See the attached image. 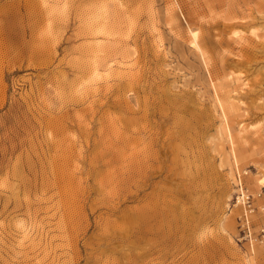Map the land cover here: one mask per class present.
<instances>
[{
    "label": "rangeland",
    "instance_id": "obj_1",
    "mask_svg": "<svg viewBox=\"0 0 264 264\" xmlns=\"http://www.w3.org/2000/svg\"><path fill=\"white\" fill-rule=\"evenodd\" d=\"M0 264H264V0H0Z\"/></svg>",
    "mask_w": 264,
    "mask_h": 264
},
{
    "label": "bare ground",
    "instance_id": "obj_2",
    "mask_svg": "<svg viewBox=\"0 0 264 264\" xmlns=\"http://www.w3.org/2000/svg\"><path fill=\"white\" fill-rule=\"evenodd\" d=\"M94 70H96V71H97V69H94ZM246 126H247V125H246ZM246 126H244V128H245Z\"/></svg>",
    "mask_w": 264,
    "mask_h": 264
}]
</instances>
